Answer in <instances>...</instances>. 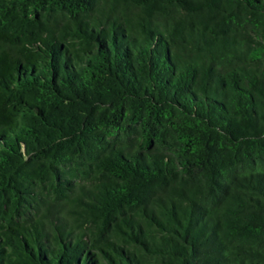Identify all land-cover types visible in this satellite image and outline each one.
I'll list each match as a JSON object with an SVG mask.
<instances>
[{"label": "trees", "instance_id": "obj_1", "mask_svg": "<svg viewBox=\"0 0 264 264\" xmlns=\"http://www.w3.org/2000/svg\"><path fill=\"white\" fill-rule=\"evenodd\" d=\"M0 264H264V0H0Z\"/></svg>", "mask_w": 264, "mask_h": 264}]
</instances>
